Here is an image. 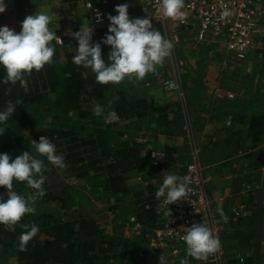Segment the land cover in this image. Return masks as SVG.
Returning <instances> with one entry per match:
<instances>
[{"label": "trees", "instance_id": "obj_1", "mask_svg": "<svg viewBox=\"0 0 264 264\" xmlns=\"http://www.w3.org/2000/svg\"><path fill=\"white\" fill-rule=\"evenodd\" d=\"M37 1L13 0V3L17 9L23 10ZM60 1L74 7L79 0ZM151 21L153 27L168 39L162 23ZM108 27L109 24L94 28L93 40L100 41ZM259 34L257 41L264 44V36ZM72 35H63L61 45L52 42L56 50L52 63L40 71L33 70L26 77L27 93L19 83H0V109L5 108L9 101L18 102L16 111L4 125L5 132L0 135V152L9 153L13 159L24 151L38 156L31 141L38 142L40 137L47 136L56 145L57 152L64 155L67 165L65 169H59L51 165L46 157L38 156L49 169L44 172L46 195L35 199L32 203L34 213L26 214L20 223H35L40 231L29 241L26 250L20 251L18 245L23 229L17 225L16 231L12 232L6 225L0 224V264H154V254L145 234L161 225L167 215L164 211H157L159 200L155 192L158 188L150 181V170L171 167L178 159L184 160L182 162L191 160L186 131L180 125L179 102L169 99L162 102L143 90L139 92L133 81L97 84L90 68L72 62L77 54V41ZM180 45L182 51L188 48V54L198 56V59L190 58L188 54L187 58L183 56V88L189 102L192 105L197 103L202 109L201 105H205L208 99L192 89L195 85H203L201 74L204 72L203 69L197 71V76L192 78L193 75L188 73L189 65L192 59L197 60L199 65L210 50L218 49V56L222 53L219 49L221 46L191 42ZM109 51L110 46L102 45V55L106 61ZM261 57H264V52L256 60ZM166 62L165 59L159 65L163 76L170 70ZM256 70V73L244 77L248 85L243 91L242 111L232 117L228 127L205 128L206 138L201 145L205 148L217 140L222 143L225 138L227 147L222 145L223 148L233 144L237 151L242 152V162L234 169L240 171L237 178L245 184L244 192L238 196L243 208L230 212L223 208L226 221L216 209L217 216L223 219L225 225L221 243L226 264H264V234L261 246L259 242L254 244L256 235L264 232V204L260 203L264 202V197L260 196L264 192L261 191L264 183L258 176L259 172H254L260 167L259 159L264 154V58ZM3 76L4 70L0 68V79ZM193 79L199 82L193 84ZM156 80L160 83L149 73L143 80H138V84L143 85L144 81L159 84ZM254 81L256 87L252 89ZM97 104L104 109L101 116L95 114ZM110 111H115L120 117L117 122L105 123L104 116ZM202 112L205 114L202 110L193 116V132L204 128L206 118ZM223 129L227 131V136L221 135ZM182 133L186 143L181 146L159 142L161 135L169 138ZM192 135L194 137V133ZM213 136H217L214 141ZM151 148L160 153L157 164H153L154 160L150 157ZM201 151L200 160L208 163ZM186 164L178 167L176 175L181 177ZM230 164L227 161L223 166ZM243 165L249 169L245 174L241 172ZM60 173L70 182L85 180L89 183L94 199L75 189L71 192L69 189L74 185L58 187L57 180L53 178ZM13 190L26 198L34 191L27 187L26 182L17 181H13ZM5 192L6 189L0 187V194ZM95 200L103 208L97 209ZM95 212L108 220L95 217ZM130 215H134L141 225L138 229L140 235L135 233L132 238L126 237L123 231L125 226L133 225L129 221ZM258 218L263 223L256 233L252 227ZM253 246L258 247L250 251Z\"/></svg>", "mask_w": 264, "mask_h": 264}, {"label": "clouds", "instance_id": "obj_2", "mask_svg": "<svg viewBox=\"0 0 264 264\" xmlns=\"http://www.w3.org/2000/svg\"><path fill=\"white\" fill-rule=\"evenodd\" d=\"M158 10L165 18L183 22L185 19L184 0H157ZM6 6L0 0V14ZM117 15L109 14L110 21L107 33L100 41L93 40V29L83 25L80 31L73 35L77 41V54L73 63L77 66L90 68L95 74L97 84H119L125 78L143 80L149 73H154L157 66L172 54L173 43L153 27L150 17L130 18L129 4L117 5L114 9ZM230 15L225 8L222 18ZM52 16L47 12H36L28 15L21 22V31L17 33L7 25L0 26V68L4 76L0 83L16 85L28 92L26 77L33 70L40 71L45 65L52 63L55 48L52 42H61L49 25ZM102 45L110 46L107 61L102 55ZM9 92L11 89L8 90ZM17 103L9 101L7 106L0 109V135L5 132L4 125L17 109ZM95 114L101 116L104 109L97 104ZM105 123L117 122L120 117L115 111L108 112ZM32 148L38 156L59 169L67 167L62 153L57 152L56 145L47 137H40L39 141H31ZM29 151L15 159L9 153L0 152V187L6 189L0 194V224L6 225L9 231L15 232L19 225L23 231L20 235L19 250L25 251L31 241L40 231L39 225L20 223L26 214H33L35 209L32 203L37 197L46 195L43 185L46 180L44 172L48 171L44 160ZM188 163V162H187ZM182 173V172H181ZM13 181L26 182L28 188L34 190L26 198L13 190ZM191 191L186 178L175 174L164 176L162 184L155 192V197L161 200V207L165 215L170 216L169 205L186 200ZM217 211L226 221L222 202H218ZM182 240L186 245L187 253L193 258L207 261L209 255L221 249L220 240L205 224H193L184 229ZM159 264H168L166 256L159 257Z\"/></svg>", "mask_w": 264, "mask_h": 264}, {"label": "built area", "instance_id": "obj_3", "mask_svg": "<svg viewBox=\"0 0 264 264\" xmlns=\"http://www.w3.org/2000/svg\"><path fill=\"white\" fill-rule=\"evenodd\" d=\"M111 2V0L83 1L86 24H89L92 29L110 24L107 16L112 11ZM126 2L142 3L139 12L129 13L130 18L150 17L151 20L160 22L164 26L167 38L173 43L172 54L167 57L170 70L166 72V76H163V71L157 66L156 71L151 74L160 80L165 91L174 92L183 103L186 102V94L181 81L184 64L180 56L181 43L220 45L231 67H245L248 73L251 72V67L245 63L248 57L256 52L258 54L264 52V44L259 43L256 38L264 26V0H184L183 22L165 18L158 10L157 0H127ZM147 8L149 13L146 11ZM225 8L230 11V15L222 18L221 13ZM60 20L66 34L75 33L81 29L80 16L76 8L62 9ZM9 28L14 29L12 26ZM56 36L61 39V42L54 40L55 43L61 45L63 35ZM228 96L233 94L229 92ZM184 130L188 138L187 144L190 146L191 160L186 164L181 178L187 179L191 191L186 200L168 206L171 215L167 216L151 233H147L148 245L158 264L159 257L162 255L166 256L169 264H226L222 243L219 252L209 255L207 261H201L192 260L182 240L184 229L193 224L205 223L220 242L222 230V221L218 218L207 192L206 166L200 160V149L194 142L190 125H185ZM159 156V151L150 149L153 164L158 163ZM157 211L165 212L161 207V200L157 204ZM129 221L133 224L131 227L140 228L141 225L134 215H130Z\"/></svg>", "mask_w": 264, "mask_h": 264}, {"label": "crops", "instance_id": "obj_4", "mask_svg": "<svg viewBox=\"0 0 264 264\" xmlns=\"http://www.w3.org/2000/svg\"><path fill=\"white\" fill-rule=\"evenodd\" d=\"M83 1L85 0H79L76 2L74 7H71V5L67 3H62L60 0H39L34 5L21 10L15 7L13 0H4L6 10L4 13L0 14V26H4V25H7L8 27L12 26L14 30L17 33H19L21 31V22L26 18V16L34 15L36 12H47L52 16V21L49 27L53 31H55L56 35L59 34L66 35V32L64 31L61 24L60 12L62 9H65L67 7L76 8L77 13L80 16L81 27L83 25H87L85 21L86 12L82 6ZM112 4L114 5L115 3H113L112 1ZM116 4H118V2ZM112 13H113L112 15H116L115 12ZM70 34H74V33H70ZM219 49H223V47H219ZM219 89L220 91L218 92ZM225 90L226 92H223L220 87H218L216 91L210 90L209 88L200 89L198 91V95L203 97L206 96V99L210 101L205 100V105H201L202 109L197 103H194V105L191 107V112L194 111V115L196 114L198 115L202 110L205 112V114L202 112V114H204L206 118L204 128L202 129V131H197L198 144H196V146L199 147L200 150H202L201 151L202 153L204 152V155H206L205 159L206 158L208 159V163L206 161L204 162L201 161L202 164L206 166L205 176L207 179L208 195L212 200V204L215 211L217 209L218 202H222V207L230 212V211H236L239 208L240 209L243 208V204H240L238 196L239 194L242 195V193L244 192L245 184L241 179L237 178L240 171H236L234 169L238 167L242 162L241 159L242 152L240 150L237 151L235 145L233 144L228 146V148H223V147H227L225 146L226 143L225 138L223 139L222 143L220 140L214 141L217 139V136L216 138L215 136L212 137V140L214 141L213 145L211 146L208 145L205 148L204 146H201L204 142L203 139L206 138L204 136L206 135L205 134L206 132L204 130L205 128L207 129L208 126H210L211 129H215L219 126L221 128L225 126L228 127L232 123L231 121L232 117L238 112L242 111V104L240 103V99L238 100L237 95L236 96L234 95L236 91L235 93H233L227 89ZM221 91L223 93H220ZM229 92H231L233 96H228ZM165 95H166L165 99L168 100L169 99L168 96L170 94L165 93ZM236 100H238V102H236ZM226 133L227 131L223 129V133L221 135L227 136L228 133L227 134ZM159 142L160 144H166L165 142H167L170 146L176 147L183 145L185 143V140L182 133V135L171 136L169 138L168 137L163 138V136L161 135L159 136ZM182 161L184 160L178 159L173 166L167 168L175 172L177 171L179 166L185 165V163H187ZM227 161H230L231 164L223 166V164ZM259 161L261 162V165L258 169L254 170V172H259V178L260 180H262V176H264L263 173L264 154H262ZM241 167H243V171L241 172H244V174L249 170L248 167L245 165ZM218 218L222 221V230L220 233V239H221L224 234L225 229L223 228L225 227V225H223V219L219 216Z\"/></svg>", "mask_w": 264, "mask_h": 264}, {"label": "rangeland", "instance_id": "obj_5", "mask_svg": "<svg viewBox=\"0 0 264 264\" xmlns=\"http://www.w3.org/2000/svg\"><path fill=\"white\" fill-rule=\"evenodd\" d=\"M115 1L116 2H113V3H117L118 2V4H116V6L120 5V4L127 3V2H124L123 0H115ZM133 3L134 4H132L131 2L128 3L129 4V13L130 12L131 13L132 12L133 13L139 12L140 7L142 6V3L141 2H139V3L133 2ZM116 6L115 5H111L112 12H115L114 9H115ZM146 11L148 13L150 12L148 8L146 9ZM116 15H117V13H116ZM259 35H261V37L264 36V26H263V28H262V30H261ZM188 50H189L188 48H185L182 51V53H180V56L182 58H183V56H184V58L185 57L187 58L188 55H190V58L198 59L197 54H188L187 53V52H189ZM221 50H222V53L218 54V56L216 54L217 52L219 53L218 49L208 51L207 54H205V56H204L205 58H203L202 60L199 61V63H200L199 65H198L197 60L193 61V59L191 60V64L190 65L188 64L189 67H190L188 73L191 76L193 75L192 78L197 76L196 75L197 71L199 72L200 70L203 69V72H204V73L201 74L202 75L201 82H203V85H201V86L195 85L194 89H192V90H194V91H196L198 93V91L200 89L209 88L210 90L216 91V89L218 87H220L223 92H226L225 89H227V90H229V91H231L233 93H235V91H236V93L234 95L235 96L237 95L238 100L240 99V103L242 104V102H243L242 101L243 100V91H244L245 86L248 85V81H247V79H244V77L247 76V75L256 73V67L259 65V62L264 57H261V59L258 58L256 60V58L259 56V54L257 52L251 54V56H249L248 59L245 61V63L246 64L248 63L249 66L251 67V72L248 73L246 71L245 67L244 68L243 67H238V68L231 67V64L226 60V58L224 56L223 49H221ZM221 55H223V57ZM184 58H183V60H184ZM209 60H211L210 61L211 63L208 65V61ZM258 60H259V62H258ZM166 61H167L166 64L168 63L166 65V67H167V66H169V59L166 58ZM203 74H205V75H203ZM183 75H184V73H183ZM123 81H133V82H135L134 84L137 85L136 86L137 87V91L139 90V92H142V90H143V92H145V93L147 92L148 95L153 96L154 98H156L159 101H162V102L166 101L165 93H168V92L162 89V85L157 80L156 81L159 84H155L154 81L151 82L153 84H151L149 81H147V82L144 81L143 85L142 84L139 85L138 84V80H136L135 78H133L132 80L124 79ZM181 81H182V83L184 85L185 83L183 81V77H182ZM191 82L193 84H194V82L197 84L199 81L196 80V79H193V80H191ZM222 85H224V87ZM255 85H256V82L254 81L252 89H254L256 87ZM184 91H185V89H184ZM222 91L220 93H223ZM169 94L170 95L168 97H169L170 101L171 100H175V102H176V100H177L179 102V106L178 107H179V113H180V116H181V121H180L181 128L184 129L185 125H190V127H191V125H193L192 120H193V116H194V111L191 112V107L193 106L192 103L189 102V99H188L187 96H186V102L183 103V102H181L178 99V97L176 96V94L174 92L169 93ZM185 94H186V91H185ZM238 100H236V102H238ZM242 106H243V104H242ZM192 133H194V139H196V144H198V141H197L198 140V133L195 132V131L194 132L192 131ZM185 143H186V141H185ZM178 171L179 170H177L175 172L173 170L171 171L167 167H162L160 169L154 168V169L150 170V176H151L150 181H151L153 186L159 188L160 185L162 184V181H163V178H164L165 175H167V174H175L176 175V173H178ZM263 173H264V171H263ZM53 180H57L56 184L58 185V187L63 186V184L64 185H68V184L74 185L71 189H69V190H71V192H73V190L75 189L76 191L83 192V194H85V196H88L91 199H94L93 198L94 195L92 194V192L89 189L90 184L87 183L85 180H76L75 182H70V181H68V178H64L61 173L59 175H57L55 178H53ZM153 180H154V182H153ZM262 180L264 182V176H262ZM261 187H263V186H261ZM263 190L264 189H262L261 191H263ZM260 196L263 198L264 197V192L263 193L261 192ZM262 198H260V199H262ZM95 203L97 205L96 206L97 209H101V207L103 208V206L100 205V203L97 200H95ZM260 203L264 204L263 201H260ZM94 209H96V208H94ZM104 210H106V208ZM105 213H106V211H105ZM94 216L95 217H101V220H103V221L108 220L107 218H103L102 215H99L97 212L94 213ZM262 223H263V220H260L258 218L256 223L252 227V229H254V231L256 230V233H257V231L262 228ZM123 231H124V235L126 237H128V238L134 237L135 233H137V236L140 235V231L138 229H135V228L131 227V225L125 226V229H123ZM263 231H264V228H263ZM263 234H264V232L256 235V238L254 240V244L255 245L257 244V242H259V247L261 246L260 243L263 240ZM139 237H141V236H139ZM145 239L146 240L149 239L147 233L145 234ZM147 242H148V240H147ZM253 247L254 248L250 249V251H253V249L256 250L258 246H253ZM150 259H152V258H150ZM226 261H227V259H226ZM151 264H153V263L151 262ZM154 264H158V263L155 262Z\"/></svg>", "mask_w": 264, "mask_h": 264}]
</instances>
